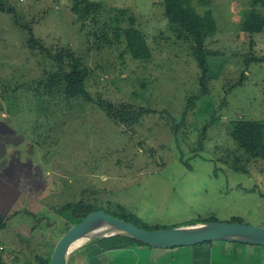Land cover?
<instances>
[{
  "label": "rangeland",
  "instance_id": "obj_1",
  "mask_svg": "<svg viewBox=\"0 0 264 264\" xmlns=\"http://www.w3.org/2000/svg\"><path fill=\"white\" fill-rule=\"evenodd\" d=\"M1 1L13 12H0V264H38L36 257L47 258L67 227L95 209L146 229L210 221L264 228V163L243 161L227 131L231 120L264 123V32L249 36L237 26L250 0H208L217 30L204 46L214 53L216 75L194 108L187 99L199 90V69L188 42L169 33L162 0H90L124 9L126 20L133 15L153 47L147 60L121 56L123 42L111 32L110 43L97 41L98 26L76 21L73 0ZM204 1L191 0L200 14ZM31 34L52 54L31 53ZM60 48L83 61L93 99L157 113L120 127L84 98L64 97L62 76L71 60L54 59ZM245 56L255 63L240 66ZM240 69L243 84L229 89ZM51 74L57 85H47ZM160 112L162 120L170 114L184 123L176 132L157 124ZM211 115L218 121L209 125ZM130 242L86 239L67 261L116 264L124 249H133Z\"/></svg>",
  "mask_w": 264,
  "mask_h": 264
},
{
  "label": "trees",
  "instance_id": "obj_2",
  "mask_svg": "<svg viewBox=\"0 0 264 264\" xmlns=\"http://www.w3.org/2000/svg\"><path fill=\"white\" fill-rule=\"evenodd\" d=\"M202 1L203 0H198L199 3ZM204 3L207 9L201 14L191 4V0H162L161 3L163 7V18L168 22L169 33L178 41L188 42L187 51L193 57L199 69V90L196 95L187 99L188 108H194L193 100L208 93L209 84L216 75L212 71V63L209 62L210 56L212 54L214 55V53L206 50L204 39L208 34L215 33L217 26L215 18L212 15V9L210 8L211 4L208 0H205ZM257 6L264 7V0H250L249 7L243 10L237 25L240 32L247 33L249 36L264 32V11H261ZM70 10L76 16V21L89 19L92 24L98 26L95 31L97 41L110 43L108 41V32H111L117 42H123L120 44V46H123L120 51L121 56L123 54H128L134 60H147L152 57L153 47L149 45L145 32L135 25L133 15H128L127 20L125 19L124 16L126 11L124 9L116 10L114 7L105 6V4H102L100 1L73 0ZM0 12L11 13L13 12V8H7L5 3L0 0ZM124 21H127V25H123ZM30 33H32V31H30ZM252 43L251 41V45ZM27 48L31 53L35 54H52L47 48L42 47L41 43L37 41L33 34H31L27 41ZM56 50H58V52L54 59H56L57 62L62 63L64 57L71 60L70 70L62 76L64 83L62 85V94L67 99L75 100L79 97L84 98L87 102L96 105L112 123L120 127H133L143 116L150 113H157L156 110L140 108L139 106L127 102L115 104L111 102L110 99H102L101 97L93 99L86 89L85 79L87 71L83 61L77 58L71 49L60 48ZM231 62L234 65L235 61L231 60ZM253 63H255L254 56L249 58L245 56L243 59H238V64H240V66L248 67ZM227 71L232 72L230 67H227ZM244 79V69H240L236 79L228 83L229 89L241 86ZM46 80L47 85H57L56 82H59L56 81L52 74ZM40 85L41 84H37L38 90ZM163 113L164 112L158 113L160 116L157 114L159 117L157 124L165 122L164 125H166L169 123L176 132L184 123L183 116L176 120V118L174 119L170 114L166 118L168 120H162L164 118L162 115ZM209 120V125L218 121L214 115H211ZM207 128L208 126H203L202 136H204ZM227 131L237 150L241 152L243 161L249 162L250 160H258L264 163L263 122L254 119L231 120L228 122ZM197 148H199V146ZM235 159L237 162L241 161L238 157H235ZM185 164L188 168L190 167L186 162ZM233 166L235 167V165ZM241 170L244 169L241 168ZM4 225L5 222L0 218V228L4 227ZM70 227L71 225L67 227L65 231ZM131 243L134 247L154 248L134 239H131ZM54 246L55 245H53V248ZM51 253L52 250L45 259L36 257L38 264H49ZM67 264H71V261H67Z\"/></svg>",
  "mask_w": 264,
  "mask_h": 264
},
{
  "label": "water",
  "instance_id": "obj_3",
  "mask_svg": "<svg viewBox=\"0 0 264 264\" xmlns=\"http://www.w3.org/2000/svg\"><path fill=\"white\" fill-rule=\"evenodd\" d=\"M128 237L152 247L171 249L211 241H233L264 246V228L241 222H201L175 228L146 229L102 209H95L66 230L56 242L49 264H67L80 238Z\"/></svg>",
  "mask_w": 264,
  "mask_h": 264
},
{
  "label": "crops",
  "instance_id": "obj_4",
  "mask_svg": "<svg viewBox=\"0 0 264 264\" xmlns=\"http://www.w3.org/2000/svg\"><path fill=\"white\" fill-rule=\"evenodd\" d=\"M130 246L115 257L116 264H264V246L233 241L171 249Z\"/></svg>",
  "mask_w": 264,
  "mask_h": 264
},
{
  "label": "bare ground",
  "instance_id": "obj_5",
  "mask_svg": "<svg viewBox=\"0 0 264 264\" xmlns=\"http://www.w3.org/2000/svg\"><path fill=\"white\" fill-rule=\"evenodd\" d=\"M87 238H80L79 240H77L73 246H72V250H76L77 247L81 246V244L86 240Z\"/></svg>",
  "mask_w": 264,
  "mask_h": 264
}]
</instances>
